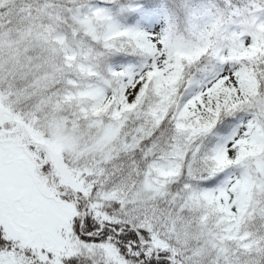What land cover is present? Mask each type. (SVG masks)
<instances>
[{"label": "snow or ice", "instance_id": "obj_1", "mask_svg": "<svg viewBox=\"0 0 264 264\" xmlns=\"http://www.w3.org/2000/svg\"><path fill=\"white\" fill-rule=\"evenodd\" d=\"M0 264H264V0H0Z\"/></svg>", "mask_w": 264, "mask_h": 264}]
</instances>
